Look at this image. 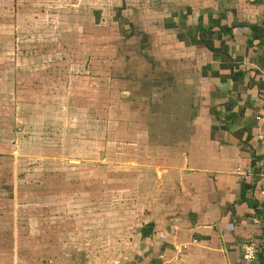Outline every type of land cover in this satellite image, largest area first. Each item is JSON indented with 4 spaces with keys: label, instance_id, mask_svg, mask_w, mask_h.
<instances>
[{
    "label": "crops",
    "instance_id": "crops-1",
    "mask_svg": "<svg viewBox=\"0 0 264 264\" xmlns=\"http://www.w3.org/2000/svg\"><path fill=\"white\" fill-rule=\"evenodd\" d=\"M122 1L124 33L89 44L127 109L107 144L143 148L122 163L154 164L160 200L121 264H244L264 224V0Z\"/></svg>",
    "mask_w": 264,
    "mask_h": 264
},
{
    "label": "rangeland",
    "instance_id": "rangeland-1",
    "mask_svg": "<svg viewBox=\"0 0 264 264\" xmlns=\"http://www.w3.org/2000/svg\"><path fill=\"white\" fill-rule=\"evenodd\" d=\"M124 7L0 0V264H67L74 255L121 264L160 200L154 164L122 163L143 148L107 144L108 130L128 135L127 109L121 121L103 90L102 52L89 44L124 33Z\"/></svg>",
    "mask_w": 264,
    "mask_h": 264
},
{
    "label": "built area",
    "instance_id": "built-area-1",
    "mask_svg": "<svg viewBox=\"0 0 264 264\" xmlns=\"http://www.w3.org/2000/svg\"><path fill=\"white\" fill-rule=\"evenodd\" d=\"M259 137L262 138L263 136H259ZM262 193L264 195V190ZM260 250L263 252V255H264V224H263V228L260 234V238L257 241L252 240V241H248L243 244L244 264H253L255 256L257 252H259ZM262 264H264V257H263Z\"/></svg>",
    "mask_w": 264,
    "mask_h": 264
}]
</instances>
